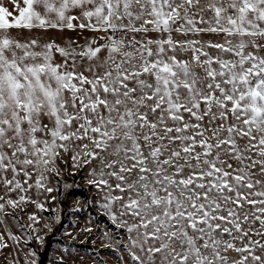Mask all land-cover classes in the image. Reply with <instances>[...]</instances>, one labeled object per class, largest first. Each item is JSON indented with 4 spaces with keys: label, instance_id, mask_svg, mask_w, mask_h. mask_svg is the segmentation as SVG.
<instances>
[{
    "label": "snow or ice",
    "instance_id": "snow-or-ice-1",
    "mask_svg": "<svg viewBox=\"0 0 264 264\" xmlns=\"http://www.w3.org/2000/svg\"><path fill=\"white\" fill-rule=\"evenodd\" d=\"M84 173L120 264H264V0H0V264Z\"/></svg>",
    "mask_w": 264,
    "mask_h": 264
},
{
    "label": "rangeland",
    "instance_id": "rangeland-1",
    "mask_svg": "<svg viewBox=\"0 0 264 264\" xmlns=\"http://www.w3.org/2000/svg\"><path fill=\"white\" fill-rule=\"evenodd\" d=\"M84 174H78L75 177H65V182L72 184L75 182L78 187L70 190L68 194L59 201L61 211L59 213H52L51 215L59 214L62 219L59 224H52L51 233H42L45 235V244L43 247L38 245L35 241L31 242L28 247L35 249L39 253L44 250L48 237L55 233L52 239V246L49 253L47 264H53L55 257L61 254L63 249L69 248L72 250V256L79 257L75 261V264H120L118 260V253L114 249L103 247V243L107 241L101 240V233L104 230L111 229L105 217L97 214V208L94 205L88 203L89 199L93 196V190L89 189L86 185V181L83 179ZM63 192V189L61 190ZM79 194H86L82 196ZM59 195V194H58ZM49 207H56L55 204L49 205ZM74 208L81 209L80 211H72ZM29 212L33 211L31 207ZM44 216L50 215L44 213ZM91 218L92 223L87 226L93 227V233L90 235L81 234L79 229L86 226L87 221ZM22 222L27 223L26 216H22ZM51 222V221H49ZM12 230L17 232L15 222L10 221ZM66 233H71L75 239H72ZM109 234L115 237V230L111 229ZM122 239V237H116ZM95 240L94 244L92 241Z\"/></svg>",
    "mask_w": 264,
    "mask_h": 264
},
{
    "label": "water",
    "instance_id": "water-1",
    "mask_svg": "<svg viewBox=\"0 0 264 264\" xmlns=\"http://www.w3.org/2000/svg\"><path fill=\"white\" fill-rule=\"evenodd\" d=\"M55 233L51 234L46 242V245L44 247V250L39 253V262L38 264H47L48 258H49V253L50 249L52 246V239L54 237Z\"/></svg>",
    "mask_w": 264,
    "mask_h": 264
},
{
    "label": "trees",
    "instance_id": "trees-1",
    "mask_svg": "<svg viewBox=\"0 0 264 264\" xmlns=\"http://www.w3.org/2000/svg\"><path fill=\"white\" fill-rule=\"evenodd\" d=\"M79 195H82V196H84V197L86 196V194H79Z\"/></svg>",
    "mask_w": 264,
    "mask_h": 264
}]
</instances>
